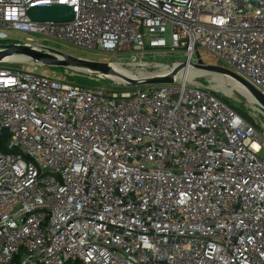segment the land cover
<instances>
[{"label":"built area","instance_id":"1","mask_svg":"<svg viewBox=\"0 0 264 264\" xmlns=\"http://www.w3.org/2000/svg\"><path fill=\"white\" fill-rule=\"evenodd\" d=\"M53 5L73 21L28 15ZM15 32L188 64L207 51L264 96V0H0V41ZM0 264H264V141L202 87L1 66Z\"/></svg>","mask_w":264,"mask_h":264},{"label":"rangeland","instance_id":"2","mask_svg":"<svg viewBox=\"0 0 264 264\" xmlns=\"http://www.w3.org/2000/svg\"><path fill=\"white\" fill-rule=\"evenodd\" d=\"M0 44L24 45L31 47L32 49L34 48L36 50H40L42 54L53 55L58 58L61 56H59L57 53H63L75 58H81L92 62L108 63L113 66L115 71L132 79L165 74L180 63L186 62L185 56L181 52H125L112 55L102 52L75 49L65 42H61L40 34H29L21 37L20 34L15 32L9 41H0ZM46 49L56 51L57 53L47 51ZM14 55L26 56L24 54L18 53ZM201 57L204 63L208 65H216L227 68L229 67L207 51H202ZM8 58L4 60V62L7 63L0 65V67H8L14 70L31 69L39 74L49 75L54 78L87 88H104L110 91L126 89L121 87V81L114 76H104L95 72L86 70L83 71L75 68H51L43 65L41 62H38L36 65H29L18 62L11 57ZM193 62H196V58H194ZM165 67L167 68V71L163 72ZM190 69L192 71L199 72L198 77L191 78L187 82H183V80L178 79L175 85H179V83H186L189 86L202 87L213 95H216L224 102L226 101V103H228L227 105L238 112L246 121L255 125L258 133L264 141V116L258 110V107L255 105V103L253 101L251 102V99H249L247 95H243V93L238 90L234 84H229L215 75L208 74L198 69Z\"/></svg>","mask_w":264,"mask_h":264},{"label":"water","instance_id":"3","mask_svg":"<svg viewBox=\"0 0 264 264\" xmlns=\"http://www.w3.org/2000/svg\"><path fill=\"white\" fill-rule=\"evenodd\" d=\"M28 15L32 21L39 23H67L73 21L75 17L73 8L65 5L34 7L28 11ZM46 50L52 51L48 49ZM52 52L57 53L56 51ZM17 53L31 56L36 62H41L43 65L51 68H75L78 70L95 72L104 76L117 75L118 77L120 76L121 87L126 89L140 88L143 86L174 85L178 81L177 76L179 74V70H184L186 67L191 66L194 69L221 75L239 83L250 95L255 105L258 107V110L264 116V96L255 87H253L243 77L227 68L216 65L212 66L204 63L199 53L196 54L198 60L197 63L188 64V62H182L169 71V73L134 79L116 73L113 66L108 63L92 62L63 53H57L62 57L58 58L53 55L42 54L40 50H36L34 48L32 49L31 47L19 44L1 45L0 63H2L6 58L14 56V54Z\"/></svg>","mask_w":264,"mask_h":264},{"label":"bare ground","instance_id":"4","mask_svg":"<svg viewBox=\"0 0 264 264\" xmlns=\"http://www.w3.org/2000/svg\"><path fill=\"white\" fill-rule=\"evenodd\" d=\"M11 58L15 59L16 61L18 62H21V63H25V64H29V65H36L38 64V62H36L33 58L31 57H26V56H17V55H14V56H11ZM9 59V58H8ZM190 68H193L191 66H188L186 67L184 70L180 69L179 70V74H178V79L179 80H183V82H187L188 80H190L191 78H197L198 77V73L199 72H195V71H192ZM194 69V68H193ZM167 71V68L165 67L163 69V72H166ZM162 72V73H163ZM205 72V71H204ZM116 73H118L116 71ZM166 73H169V72H166ZM208 74H211V75H215L221 79H223L225 82L229 83V84H234L235 87H237L238 90H240L244 95H247L249 99H251V102L253 101V99L250 97V95L245 91V89L239 84L237 83L236 81L230 79V78H227V77H224V76H221V75H217V74H212V73H209V72H206ZM120 74V73H118ZM121 75V74H120ZM115 78H117L118 80L121 81L120 79V76L118 77L117 75H114ZM254 102V101H253Z\"/></svg>","mask_w":264,"mask_h":264},{"label":"trees","instance_id":"5","mask_svg":"<svg viewBox=\"0 0 264 264\" xmlns=\"http://www.w3.org/2000/svg\"><path fill=\"white\" fill-rule=\"evenodd\" d=\"M225 103H226V101H225ZM226 104H228V103H226ZM228 106H229V105H228ZM237 113H238V112H237ZM238 114H239V113H238ZM239 115H240V114H239ZM240 116H241V115H240ZM7 141H8V138L6 137L5 140H4V143H3V144H4V147H3V146L1 147V148L4 149L6 152L9 151V149H7V146L5 145V143H7ZM3 144L1 143V145H3Z\"/></svg>","mask_w":264,"mask_h":264}]
</instances>
